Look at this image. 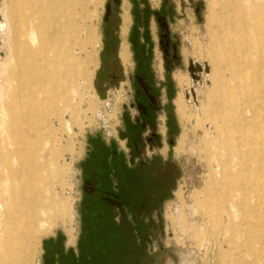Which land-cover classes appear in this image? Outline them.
I'll return each instance as SVG.
<instances>
[{
    "label": "rangeland",
    "instance_id": "1",
    "mask_svg": "<svg viewBox=\"0 0 264 264\" xmlns=\"http://www.w3.org/2000/svg\"><path fill=\"white\" fill-rule=\"evenodd\" d=\"M20 1L37 3L32 12L40 29H32V40L17 37L32 49L43 44L48 51L40 62H53L42 73L53 78L42 79V91L30 102L13 104L15 93L5 81L17 42L12 19L5 41L0 35V199L16 213V237L0 264H65V246L79 232L87 162L98 153L96 143H104V127L118 129L127 108L137 117L133 99L143 86L150 88L143 68L155 93L168 95L156 104L158 117L172 123L169 155L178 163L171 190L153 207L155 222L139 234L146 249L132 250L129 264H264V170L238 167L234 182L220 172L243 133L264 127V56L233 46L230 35L242 32L230 0H130L133 52L124 45L121 54L130 72L124 79L118 68L108 94L97 90L96 79L106 0ZM244 16L246 25L255 23L250 13ZM192 60L208 62L210 74L194 79ZM193 86L197 105L184 94ZM129 174L120 172V181L133 178ZM145 177L158 181L154 170L142 172L140 181Z\"/></svg>",
    "mask_w": 264,
    "mask_h": 264
},
{
    "label": "crops",
    "instance_id": "2",
    "mask_svg": "<svg viewBox=\"0 0 264 264\" xmlns=\"http://www.w3.org/2000/svg\"><path fill=\"white\" fill-rule=\"evenodd\" d=\"M132 18L130 0H106L105 27L100 38L96 76L101 82L98 89L96 87L99 92L102 89L107 91L106 94L110 92L107 89L108 81L118 80V68L122 67L124 79L129 76L130 71L121 54L124 45L130 56L133 52ZM179 94L174 100L177 113ZM160 99L165 104L168 95L158 93L157 101ZM139 117V113L135 117L127 108L117 124L118 129L104 127V143H96V151L102 154L97 156L95 152V157L87 162L88 167L84 171L85 188L79 204V225L76 226L79 232L75 240L69 241V247L65 246L69 248L67 253H62L65 264H109V259L120 254L121 250L130 255L131 250L146 249V243L139 240V234L145 226L149 227L150 223L155 222L153 207L159 205L171 190L172 166L178 163V159L169 155L173 144L166 124L167 117L157 119L161 143L153 149H149L145 142L146 128ZM150 153L155 157L151 158ZM153 170L158 175V181H145L142 196L144 207L140 206L142 210H138L136 207L140 203L136 202L130 191L124 189L120 172H138L140 181L142 172L150 174Z\"/></svg>",
    "mask_w": 264,
    "mask_h": 264
},
{
    "label": "bare ground",
    "instance_id": "3",
    "mask_svg": "<svg viewBox=\"0 0 264 264\" xmlns=\"http://www.w3.org/2000/svg\"><path fill=\"white\" fill-rule=\"evenodd\" d=\"M0 4H1V8H0L1 37L4 35V33L10 32V21L14 19L15 21L14 27L15 30L18 31L16 37L18 36V34H21V36H26L27 34H29L32 40V34H31L33 31L32 29L33 28L40 29V22H39L40 20L38 17L34 16L33 13L37 10V3L33 1V4L26 5L24 1L22 2L20 0H0ZM230 5L234 9H236L238 13L236 14V16L238 15L240 19V23H239L240 27L238 26L236 27L237 32L238 33L242 32V36L240 37L229 34L230 37L233 38L232 39L233 46L235 47L236 45L240 44L242 45L243 49H246L247 52L254 50L255 54L261 53L264 56V0H230ZM244 13H250L251 21L255 23L251 25H246L245 22L247 17L244 16ZM1 16L3 18V21L1 20ZM243 33L245 35H243ZM251 33H253L252 40H250L249 37L251 36L250 35ZM2 39H4L5 41L4 36L2 37ZM165 47L166 48L168 47L166 43H165ZM45 51L47 52L48 50L43 46V44L36 46L35 49H32L28 43H22L17 37L15 51L11 55V59L12 61L13 60L14 61L12 62V66L9 68V71L6 70V74H5V79L7 78L5 81L10 84V87L15 93V96L13 97V104H17L18 102L24 103L25 100L27 102H30V100H32L35 94H38L40 91H42L41 90L43 88L42 79L44 77L47 80L53 78L51 76V73L48 72H46V74L42 73V69L45 68L46 66H49V64L53 62L52 59H50L49 57L45 59L46 62H43L44 64L40 62L42 58L41 54L46 53ZM262 63L264 66V57ZM193 64L195 66L193 72L198 74L199 79L201 78L202 75L204 76L210 74L211 69L208 62H204L203 64H201L198 61H193ZM2 66L3 63L1 65V68ZM197 66H199L200 69H198ZM2 82H3V78L0 76V83ZM22 91L26 92L27 95L20 94ZM196 91L197 90L195 89L194 86L190 88V90L184 87V94L186 100L188 102H193L195 105L198 104V95ZM183 107L180 103L179 105L180 112L182 111ZM237 128L236 131H238ZM225 142L226 141H223L222 144H225ZM232 152L233 153L228 158V163L221 164L222 171L220 172L223 178L233 181L232 178L233 169L237 170L238 167L241 168L246 166L249 169L248 171L250 172L251 171L250 168L253 167V164H255V166L257 167L256 169L258 171H260V169L263 171L264 170V127L260 125H254L253 130H250V133H248V135L247 134L245 135L243 133L241 141H239V144ZM244 175H246V173H244ZM15 216H16L15 211H12L10 208H7L0 199V261L2 260L1 259L2 251L4 249L6 250L8 240L9 241L15 240L16 236L14 235L13 231L16 228H14L12 222ZM27 252H29V250H27Z\"/></svg>",
    "mask_w": 264,
    "mask_h": 264
},
{
    "label": "flooded vegetation",
    "instance_id": "4",
    "mask_svg": "<svg viewBox=\"0 0 264 264\" xmlns=\"http://www.w3.org/2000/svg\"><path fill=\"white\" fill-rule=\"evenodd\" d=\"M143 75L142 78L148 82V85L150 88L146 89L143 86V89L138 91V95L135 98V102L132 103V106H135L139 111V120L142 122L143 126L146 128V134H145V142L149 149H153L155 147H158L161 143V134L158 131V108L156 104L157 96L158 94L155 93V91L152 89L151 85V77L147 74L148 70L146 68H143ZM140 93V94H139ZM167 124V123H166ZM168 130L171 137V134L173 133V126L172 123H168ZM131 177H125L124 189H127V191H130L136 198V202H139V207H135L138 210H142L143 206V191L145 182L138 180V172H132L129 174ZM149 177V176H147ZM147 180V178L145 177ZM140 206L142 208H140ZM132 251V250H131ZM120 254H117L116 256H113L109 259V264H129V253L120 251Z\"/></svg>",
    "mask_w": 264,
    "mask_h": 264
},
{
    "label": "water",
    "instance_id": "5",
    "mask_svg": "<svg viewBox=\"0 0 264 264\" xmlns=\"http://www.w3.org/2000/svg\"><path fill=\"white\" fill-rule=\"evenodd\" d=\"M189 68H190V72L192 73L193 78L198 79V77H199L198 74L193 72L195 69L193 61H190V67ZM197 68L200 69L199 66H197Z\"/></svg>",
    "mask_w": 264,
    "mask_h": 264
},
{
    "label": "built area",
    "instance_id": "6",
    "mask_svg": "<svg viewBox=\"0 0 264 264\" xmlns=\"http://www.w3.org/2000/svg\"><path fill=\"white\" fill-rule=\"evenodd\" d=\"M198 79H199V78H198ZM196 80H197V79H196ZM110 98L113 99V96H110ZM110 98H109V99H110ZM111 99L109 100V102H111ZM107 105H109V104H107ZM107 105H106V106H107Z\"/></svg>",
    "mask_w": 264,
    "mask_h": 264
}]
</instances>
